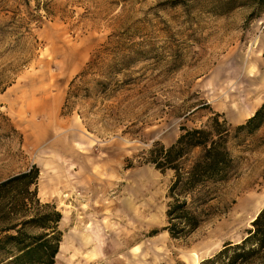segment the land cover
Segmentation results:
<instances>
[{
    "label": "rangeland",
    "instance_id": "obj_1",
    "mask_svg": "<svg viewBox=\"0 0 264 264\" xmlns=\"http://www.w3.org/2000/svg\"><path fill=\"white\" fill-rule=\"evenodd\" d=\"M263 104L264 0H0V182L39 167L55 264H200L241 242L264 209V124L232 141L237 169L187 238L165 230L174 173L140 156ZM160 238L171 259L135 256Z\"/></svg>",
    "mask_w": 264,
    "mask_h": 264
},
{
    "label": "trees",
    "instance_id": "obj_2",
    "mask_svg": "<svg viewBox=\"0 0 264 264\" xmlns=\"http://www.w3.org/2000/svg\"><path fill=\"white\" fill-rule=\"evenodd\" d=\"M123 65L127 67L125 62ZM87 73L88 69L81 76ZM119 73L122 71L110 72L114 76ZM109 91L110 86L102 93L107 95ZM78 97L71 87L68 99ZM263 124L264 104L235 129L215 115L204 127H183L172 146L154 143L140 156L142 164L152 165L161 173H174L167 194L165 228L172 238L191 236L212 217L209 206L215 199L212 187L229 181L237 169L230 144L242 134L256 132ZM40 174L39 167L33 165L0 182V264H55L63 236L59 229L62 214L56 206L40 201ZM36 229L40 233L33 232ZM200 264H264V209L253 221L246 238L226 244Z\"/></svg>",
    "mask_w": 264,
    "mask_h": 264
},
{
    "label": "bare ground",
    "instance_id": "obj_3",
    "mask_svg": "<svg viewBox=\"0 0 264 264\" xmlns=\"http://www.w3.org/2000/svg\"><path fill=\"white\" fill-rule=\"evenodd\" d=\"M173 255V250L170 249L167 239L160 238L152 241L150 245L144 248L140 253L135 255L138 258L149 259L153 263L161 262L163 260L171 259ZM194 260L198 259V254L193 253L189 255Z\"/></svg>",
    "mask_w": 264,
    "mask_h": 264
}]
</instances>
